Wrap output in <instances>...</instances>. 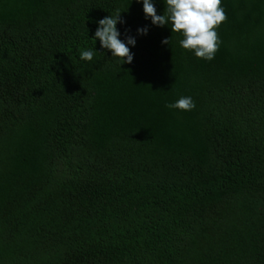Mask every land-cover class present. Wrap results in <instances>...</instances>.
Segmentation results:
<instances>
[{
	"label": "trees",
	"instance_id": "1",
	"mask_svg": "<svg viewBox=\"0 0 264 264\" xmlns=\"http://www.w3.org/2000/svg\"><path fill=\"white\" fill-rule=\"evenodd\" d=\"M222 5L207 61L142 0H0V264H264V0Z\"/></svg>",
	"mask_w": 264,
	"mask_h": 264
},
{
	"label": "clouds",
	"instance_id": "2",
	"mask_svg": "<svg viewBox=\"0 0 264 264\" xmlns=\"http://www.w3.org/2000/svg\"><path fill=\"white\" fill-rule=\"evenodd\" d=\"M140 3L141 0H136ZM165 10L162 15L157 14L153 0H142L143 12L146 18L156 26L170 25L172 33H179L183 38L179 41L180 46L194 52L199 59L211 61L219 51L221 40L217 29L222 23L227 22L222 0H163ZM121 12L115 17L108 15L98 21V27L94 39L100 41L101 48L111 52L112 57L118 58L122 63H131L133 53L129 45L135 46L136 40L132 36L126 37V42L120 39L121 33L117 28L121 20ZM138 34L146 35L147 27L137 30ZM171 38L162 41L170 43ZM92 50L82 51L80 59L92 61ZM121 63V64H122ZM169 109L191 111L195 108V102L191 97H181L175 103L165 105Z\"/></svg>",
	"mask_w": 264,
	"mask_h": 264
}]
</instances>
